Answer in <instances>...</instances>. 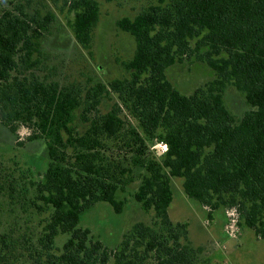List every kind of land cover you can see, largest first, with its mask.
I'll return each instance as SVG.
<instances>
[{
    "label": "trees",
    "instance_id": "trees-1",
    "mask_svg": "<svg viewBox=\"0 0 264 264\" xmlns=\"http://www.w3.org/2000/svg\"><path fill=\"white\" fill-rule=\"evenodd\" d=\"M40 1L0 2V125L14 136L27 128L26 142H44L48 164L31 187L33 207L48 217L36 245L27 240V257L13 232L0 231V264H212L188 240L187 224L169 219L171 178L183 180L187 198L209 217L231 208L264 240V0H158L116 23L135 43L121 64L127 77L84 87L40 75L42 39L56 18ZM99 1L62 0L59 9L73 15L71 32L86 51ZM191 58L215 78L185 96L165 71ZM229 86L244 99L242 115L225 103ZM112 95L117 101L102 113ZM76 120L87 126L82 133ZM159 143L160 155L151 150ZM133 184L152 224H134L110 250L80 217L99 202L120 214L117 194ZM59 235L67 239L57 250Z\"/></svg>",
    "mask_w": 264,
    "mask_h": 264
},
{
    "label": "rangeland",
    "instance_id": "rangeland-1",
    "mask_svg": "<svg viewBox=\"0 0 264 264\" xmlns=\"http://www.w3.org/2000/svg\"><path fill=\"white\" fill-rule=\"evenodd\" d=\"M0 2L6 5L7 0ZM157 2L100 0L99 20L90 49L86 51L77 45L71 32L69 23L73 15L66 8L59 10L62 0H58L56 5L41 0V7L49 9L56 18L50 34L42 39L47 56L45 69L40 75L52 73L53 80L61 84L76 83L83 87L90 81L107 83L127 77L121 64L132 58L135 43L128 33L117 29L116 23L122 18L132 19ZM165 74L169 82L185 96L215 78L213 70L193 58L167 68ZM224 99L228 109L236 116L248 109L242 95L232 86L225 90ZM116 101L115 95H112L111 100H103L100 111L107 112ZM75 125L80 133L87 127L79 120H76ZM21 128L24 127H20L14 136L0 125V231L13 232L14 239L18 245L20 243L21 251L24 250L27 257L29 253L24 249L28 247L27 240L36 245L48 217L47 213H38L33 207L34 191L31 187L33 181L42 179L48 157L43 141L26 142L28 135L20 138ZM159 149L156 145L151 148L153 153L160 155ZM182 181L180 178H171L173 199L168 216L173 224H187L188 240L193 247L202 249V257L212 264H264V240L258 239L253 230L240 222L231 208L213 211L209 217V208L187 198ZM9 185L14 191L11 194L8 191L3 196ZM136 187L133 184L124 192H118L117 198L124 203L120 214H116L107 203L99 202L80 217V226L89 229L94 239L114 250L134 224H152V213L144 212L133 198ZM66 239L67 235L56 238L57 250L61 249ZM107 264L114 262L110 259Z\"/></svg>",
    "mask_w": 264,
    "mask_h": 264
},
{
    "label": "clouds",
    "instance_id": "clouds-1",
    "mask_svg": "<svg viewBox=\"0 0 264 264\" xmlns=\"http://www.w3.org/2000/svg\"><path fill=\"white\" fill-rule=\"evenodd\" d=\"M19 135H20V138L23 139L25 136L30 135V132L27 128H21Z\"/></svg>",
    "mask_w": 264,
    "mask_h": 264
},
{
    "label": "built area",
    "instance_id": "built-area-1",
    "mask_svg": "<svg viewBox=\"0 0 264 264\" xmlns=\"http://www.w3.org/2000/svg\"><path fill=\"white\" fill-rule=\"evenodd\" d=\"M156 147H158V149L160 148V149H159V150H160V153H161L163 150H165V145L162 144V143L157 144Z\"/></svg>",
    "mask_w": 264,
    "mask_h": 264
},
{
    "label": "water",
    "instance_id": "water-1",
    "mask_svg": "<svg viewBox=\"0 0 264 264\" xmlns=\"http://www.w3.org/2000/svg\"><path fill=\"white\" fill-rule=\"evenodd\" d=\"M162 153V152H161Z\"/></svg>",
    "mask_w": 264,
    "mask_h": 264
}]
</instances>
